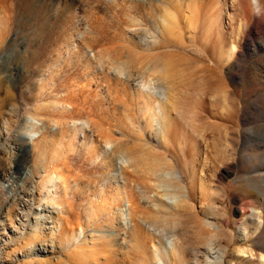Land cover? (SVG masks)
Wrapping results in <instances>:
<instances>
[{
    "label": "rangeland",
    "instance_id": "1",
    "mask_svg": "<svg viewBox=\"0 0 264 264\" xmlns=\"http://www.w3.org/2000/svg\"><path fill=\"white\" fill-rule=\"evenodd\" d=\"M194 1L186 18L188 0H0V264H203L220 248L223 264H253L235 249L264 252V49L245 52L264 37V27L250 35L264 0L261 13L247 0ZM133 42L153 59L137 64L136 80H117L99 51ZM115 141L173 160L164 169L181 181L171 173L177 195L163 202L172 222L176 209L187 216L175 223L186 231L155 221L160 179L120 167ZM24 187L25 205L12 200ZM38 204L55 211L45 221L54 232L22 235ZM124 208L134 215L122 220ZM205 220L221 226L212 247Z\"/></svg>",
    "mask_w": 264,
    "mask_h": 264
},
{
    "label": "bare ground",
    "instance_id": "2",
    "mask_svg": "<svg viewBox=\"0 0 264 264\" xmlns=\"http://www.w3.org/2000/svg\"><path fill=\"white\" fill-rule=\"evenodd\" d=\"M187 1V0H185ZM246 2L250 3L251 5H254L257 13H261V8H260V0H247ZM239 3V1H238ZM242 5V4H241ZM240 3H239V6H241ZM185 7V9H184ZM242 7H245V6H242ZM248 5H246L245 9L242 11L244 12L246 9H247ZM196 8H197V4L195 3L194 0H188V2L182 6H180L179 10H180V14L182 15V12L184 14V11L185 13H188L189 15H184V17L188 18L190 16L193 15V13L196 12ZM121 10V8H119ZM198 9V8H197ZM243 8H241L242 10ZM122 11V10H121ZM119 10L115 9L114 10V14L115 16H119ZM122 14V13H121ZM167 15H172V13H168ZM168 16V17H170ZM167 16H165L163 19L166 20ZM131 21V20H130ZM264 27V24L259 20V17L258 19L256 20V22L252 25L251 27V31H250V35L252 37L253 34L255 33H259L261 31H263ZM168 28H171L169 29L167 32L169 34L172 33V29L175 28V24L172 23L171 21L168 23ZM174 30V29H173ZM195 30V29H194ZM166 31V30H165ZM176 31V30H175ZM133 33V32H132ZM174 34V33H173ZM93 36V35H92ZM92 38V37H91ZM173 38V37H172ZM94 39H96L94 37ZM92 38L93 41L91 42H94L96 40H94ZM177 39V38H176ZM255 39V38H254ZM114 36L110 37V39H107L105 41L107 42H114ZM85 43V42H84ZM253 43V41H252ZM113 44V43H112ZM130 45V43H129ZM252 45L253 46V49L249 48V46ZM140 47V46H139ZM138 46H136L134 44V42L130 45V46H127V47H119L118 48V45L116 46V44L110 46V47H103L102 49H100L99 51V58H97V60H99V62L101 63V60L103 59H109L112 63V72H113V75L114 77L120 79V77L124 76L125 77V80L127 82H131L133 80H136L137 79V75H135L134 73V68L137 66L138 63L141 62V60L143 59H146L149 57L152 58V56H150L149 53H145L144 50H141L139 49ZM254 49H257V50H262L264 49V37L263 38H259L258 40L255 41L254 44H249L247 43L246 47H245V52L247 54H249L248 52L250 51L251 52H254ZM158 56V55H157ZM159 58V57H158ZM155 59V58H154ZM147 60V59H146ZM156 60V59H155ZM105 61V60H104ZM148 61V60H147ZM110 64V63H109ZM239 63H237L236 61L233 62V65H235V67L238 69L239 66H238ZM140 65V64H139ZM240 65V64H239ZM261 64H259L260 66ZM261 67V66H260ZM217 69V68H216ZM160 70V69H159ZM136 71H139V70H136ZM158 71V70H157ZM218 71V70H217ZM161 72V70H160ZM240 72V71H238ZM217 73V72H215ZM140 74V73H139ZM171 75L173 74H170V72L166 71L163 73V79L169 84L171 81H170V77ZM173 77V76H172ZM171 77V78H172ZM115 80V79H114ZM116 81V80H115ZM128 84V83H127ZM135 89V91L137 92V95L141 98V97H144L147 98L148 96H150L147 101L150 100L151 97H153V95L151 96V94L147 95V91L146 93H144L142 91L141 88H139V86H134L133 87ZM169 88L172 89V86H169ZM134 91V90H133ZM150 93V92H149ZM160 96V95H159ZM139 98V99H140ZM162 98V97H161ZM144 99H142L141 101L143 102ZM153 98L151 99V102ZM156 100V99H154ZM146 101V100H145ZM147 103V102H146ZM154 103V102H153ZM159 103V101H158ZM167 104V103H166ZM170 104V102H169ZM174 104V102H173ZM152 105V103H151ZM39 106V104H38ZM156 106H157V103H156ZM159 106V105H158ZM158 106H157V109H158ZM153 109L150 110L151 112L149 113V116H150V124H151V128L155 131L153 132V134H157L159 132H163L164 130L162 129V124L160 123L159 121V116L161 114V109L159 108L158 110L156 109V107L153 105L152 107ZM37 109H40V108H37ZM146 109V108H145ZM165 110V109H164ZM160 113V114H159ZM35 116V115H34ZM162 116H165L162 114ZM36 117V116H35ZM31 118L33 119L34 117L31 116ZM162 118V117H161ZM38 119V118H37ZM164 120V119H163ZM39 121V120H37ZM41 121V120H40ZM43 122V121H42ZM76 122V121H75ZM167 122V121H166ZM32 124V123H31ZM38 124V123H37ZM48 124V122H47ZM164 124V123H163ZM50 126V124H48ZM36 126V125H34ZM47 126L46 124H43V123H40L37 125V127L35 129H39L38 127H41V128H47L49 127ZM33 127V125H32ZM50 128V127H49ZM33 129V128H32ZM49 130V129H48ZM162 130V131H161ZM32 131V130H31ZM33 131H35L33 129ZM32 131V132H33ZM46 131V130H45ZM30 132V131H29ZM47 132V131H46ZM172 132V131H171ZM167 133V132H166ZM166 135V134H164ZM253 136V135H252ZM83 138H86V133H84V137ZM46 139V138H44ZM43 139V140H44ZM86 140V139H85ZM86 142V141H84ZM112 141H106L105 143H110ZM116 142V141H115ZM128 143L127 142H116L114 143L111 147V150H110V154H109V157H114V155L118 154V153H122L126 156V159L124 158H118L119 160H116L118 164H120V167L122 166H126L128 168H132L136 171V173H144V174H147L148 176H155L157 179L159 178L160 181L158 182H155L153 184H151L150 187H155V191L153 192V196L155 197V201H151L152 203V206H153V209L155 210H151L150 212L153 213L154 217H155V221H162L164 223H167V224H173L172 228H173V231H178L180 230L181 232L183 231H186L185 228H183V225H177L175 224L177 221H176V217L179 216V218L181 217H184L186 218L187 216H185L184 214H179L180 213V210L177 211L176 209V212L174 213L173 212V222L171 221V215L168 214L167 212V207L165 206L164 202H163V199L164 197H167V198H175V194L173 193V184H169V179L173 176V174L175 175L174 177L177 179L178 182H180V178H178L176 176L175 173H172V172H169V170H165L164 167H170V165L173 163V160L170 158V157H167L166 155L164 156H159L157 154H150V153H147L145 152L144 150L140 149L139 148H135V146H132L134 148L130 149L129 150V146L127 145ZM16 149L19 148L20 150V145L16 144ZM14 151V150H13ZM120 156V155H118ZM124 156V157H125ZM111 160V159H110ZM130 160V161H129ZM173 166V164L171 165ZM172 168V167H171ZM168 169V168H167ZM171 173H172V176H171ZM137 175V174H136ZM142 175V174H141ZM24 180V179H23ZM165 180V181H163ZM167 180V181H166ZM27 183H31L30 179L29 181H27ZM30 185V184H29ZM150 187H145L144 188L148 189L149 192L151 191ZM177 189L178 190V194L179 196L182 198V197H185V190L183 188V186L181 184H176L174 185V190ZM177 192V191H176ZM16 193V196L13 197V201H15L16 199L18 201H20V203H24L25 205V202L27 201L25 199V195L26 196H29V195H32V193H29V190L22 188L21 190H16L15 191ZM23 194V195H22ZM177 195V194H176ZM152 196V197H153ZM153 199V198H152ZM150 199H148L149 201ZM129 201V200H128ZM148 201H147V205H148ZM181 202V201H180ZM48 203V202H47ZM214 203H216V201L214 200ZM23 205V206H24ZM151 206V205H150ZM137 207V206H136ZM36 211L34 212V220H33V223H28L26 224V221L25 224H22L21 226L23 227V230L24 232L22 233V235L24 234H27V236L30 234L29 230L26 231V228L30 229V230H33V231H37L38 227L40 226V229H43L45 230L46 228H51L50 232L53 233V229L55 228L54 226L52 227H49V226H46V220H49L52 218V216L50 215V213H53L55 211H53L52 209V206L50 205H45V206H36ZM139 209V208H138ZM138 209H135V210H138ZM140 210V209H139ZM241 210V209H240ZM17 212H19L22 216H27L28 213L27 212H24V210L22 209L21 211L20 210H17ZM134 211H130L128 208H124V210H120V215L122 217V220L124 219H128L130 218L129 215L132 214ZM167 213V214H165ZM119 214V213H118ZM134 215V214H132ZM257 218H259V214L258 213H255L254 214ZM119 216V217H120ZM131 216V215H130ZM152 216V214H151ZM128 217V218H127ZM132 217V216H131ZM47 218V219H46ZM54 220V219H53ZM46 221V222H45ZM133 221V220H132ZM226 222H228V219H225ZM49 222V221H48ZM241 224H244L246 226V223L244 222H241ZM204 225H206L208 228L211 229V235H208V241L206 242L207 245L209 247H212V244H214V241L213 240V237H215L216 233L221 231V226L217 223H211V222H208L205 220L204 222ZM170 226V225H169ZM244 226V227H245ZM132 229V228H130ZM177 229V230H175ZM136 232L134 233V236H132V241H136L139 242V238H138V235L139 233L137 232V230H135ZM215 235V236H214ZM125 239V238H124ZM232 240V239H231ZM131 241V242H132ZM44 242V241H43ZM126 242V241H125ZM130 242V241H129ZM134 242H132V244H135ZM188 243V242H187ZM187 243H185V245L183 246V248L179 249L178 251V254L177 255H173V259H181L183 260V258L181 257V252L183 253L185 250H186V247H190V248H194L195 246L191 244H189V246H187ZM45 244V243H44ZM140 244V243H138ZM177 244V243H176ZM178 245V244H177ZM200 245V244H199ZM137 246V245H136ZM139 246V245H138ZM141 246V245H140ZM241 246V245H240ZM181 247H182V244H181ZM178 249V248H177ZM237 251V253H240L245 259H247L249 262H252L253 264H264V252H257L256 250H254L253 248H241V247H238L235 249ZM225 249L223 248H220L218 249V252H216L214 254V252H211L209 256L206 257L205 259V262L203 264H223L224 263V258H225ZM235 251V252H236ZM76 253V252H75ZM156 256V255H155ZM165 257V255H164ZM155 258V257H154ZM135 259V258H134ZM142 260V259H139V261ZM199 262L202 263V259H199ZM199 262H197V260H195V264H200ZM74 263V262H73Z\"/></svg>",
    "mask_w": 264,
    "mask_h": 264
}]
</instances>
